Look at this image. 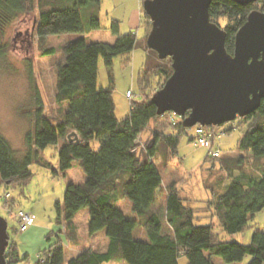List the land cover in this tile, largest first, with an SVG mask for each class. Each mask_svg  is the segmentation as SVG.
<instances>
[{
  "label": "trees",
  "instance_id": "obj_1",
  "mask_svg": "<svg viewBox=\"0 0 264 264\" xmlns=\"http://www.w3.org/2000/svg\"><path fill=\"white\" fill-rule=\"evenodd\" d=\"M36 3L39 14L35 18V29L44 56L56 52L54 47H45L46 37L100 28L97 14L100 0H78L73 5H63L62 0H31V7L29 0H0V33L3 35L6 28L19 15L28 13L30 8L33 12ZM89 3L96 5L88 25H85L81 8ZM254 10L264 11V0L246 6L232 0H212L209 6L210 20L225 30V46L230 54L234 52L237 31ZM142 13L145 36L141 42L134 32L121 34L119 23L113 20L110 26L116 35L113 43L89 42L85 37H80L62 45V60L57 65L56 101L68 102V107L62 119L53 123L44 114V103L37 91L34 129L26 136L27 149L23 157H17L9 141L0 134V186L5 184L7 187L15 183H18L16 186L25 184L33 175L30 166L34 162L49 166L40 156V151L62 140L59 149L60 167L54 173L66 174L73 167V162L78 161L85 180L68 183L64 210L57 202V221L63 224L69 242L78 244L75 217L87 207L89 234L105 230L109 240L105 251L86 247L68 260L65 248L58 241L42 251L34 264H104L111 261L180 264L181 256L187 257L186 264H216L214 257H221L230 264L241 262L246 256H251L248 264H264V230L256 231L250 244H242L218 240L213 224L214 221L216 225L218 222L223 231L229 234L238 233L243 231L249 219L264 210V166L258 175L244 170L247 158L250 161L264 158V99L256 112L242 118L249 122L238 141V149L244 154L222 160V169L228 173L230 182L213 202L214 214L209 217L211 224H197L200 217L195 215L193 208L183 203L173 182L168 186L165 213L171 232H165L161 214L153 209L163 182L155 162L157 145L163 140L169 152L175 155L182 133H187L189 129L184 125L185 117H180L175 119V123L170 122L177 129V134H164L161 138L160 133L154 131L152 139L145 142L143 147L138 145L139 135L151 120L166 115H158L157 107L151 101L157 91L150 96L156 76H162L165 83L173 71L171 65L157 63H164L170 57L160 59L157 52L148 48L146 40L152 30V22L143 5ZM223 19L226 21L224 25L220 23ZM138 46L146 52V60L139 75L140 101L131 99L129 115L119 121L113 99V61ZM6 52L7 43L0 44V58ZM100 57L104 59L109 72L108 88L98 86ZM209 127L215 129L217 126ZM233 129L235 127L223 132L225 134ZM71 132H76L79 138L70 141L68 135ZM218 139L215 140L216 144H219ZM94 141H100L98 149L92 147ZM220 158L209 154L206 156L210 160ZM120 198L131 202L138 219L128 218L117 206ZM7 200V197L4 198V202ZM9 205L11 203H7ZM18 213L11 217L18 222V231L25 232L20 230ZM138 225L146 229L147 240L134 237ZM5 255L9 264H19L28 259V255H23L18 245L11 242L10 236Z\"/></svg>",
  "mask_w": 264,
  "mask_h": 264
},
{
  "label": "rangeland",
  "instance_id": "obj_2",
  "mask_svg": "<svg viewBox=\"0 0 264 264\" xmlns=\"http://www.w3.org/2000/svg\"><path fill=\"white\" fill-rule=\"evenodd\" d=\"M30 7H31V0ZM110 0L105 4L110 7ZM143 5V2L141 1ZM96 4L89 3L82 7L83 21L88 25V20L93 14L88 15L91 6ZM35 11L19 15L10 24L5 33H0V44L7 43V52L0 58V134L3 135L12 146L17 157L25 155L27 144L26 136L34 129L36 96L37 91L44 103V114L53 122L57 123L63 117L68 102L58 103L56 101L57 65L62 60L61 47L67 39V34L50 35L44 41L45 47H54L55 54L42 55L36 29L34 28ZM102 19V29L110 27L111 21L106 16V12L99 14ZM221 20V24H225ZM36 27V25H35ZM102 38L105 33L101 31ZM145 36V35H144ZM107 42V41H106ZM154 56V55H153ZM157 56V55H155ZM146 60V52L140 46L132 52L116 57L113 61L112 74L114 79L113 99L115 102V114L119 121L126 119L131 108V99L127 97V91H131L132 99L140 101L139 75ZM164 66L171 65L168 58L164 63L157 61ZM109 72L102 57L99 59L98 86L109 87ZM164 85L163 77L156 76L154 88H151L150 96L157 89ZM176 119L180 116L174 114ZM172 122L169 113L165 116L152 119L149 125L141 132L137 139L139 147H143L145 142L152 139L153 132H159L161 138L164 134H177V129L170 125ZM248 123L242 118H237L219 126L218 130H226L235 127L231 132L225 133L218 139L221 151L220 159H206L208 150L204 146L194 145L190 138L194 135V130L189 129L187 133H182L177 154L172 155L163 140L157 145L155 162L163 176V184L158 189L159 194L153 209L161 214L165 232H171V228L166 220L165 196L168 193V186L174 183L183 199V203L193 208L196 216H199V225L211 224L209 217L213 216V202L222 193L226 185L230 182L228 173L222 169V160L228 157H238L241 153L238 149V141L243 131L248 127ZM63 141L58 144H51L40 151V156L49 166L40 165L37 162L31 164L32 177L22 185L18 183L7 187L5 184L0 186V215L8 221V233L11 242H15L23 255H28V259L19 264H34L38 255L48 249L51 245L60 241L65 248V257H71L86 248L103 250L107 245L106 231L90 235L88 232L89 209L83 208L76 216L78 227V244L73 245L69 242L63 231V224L57 221L58 209L57 202L64 210V195L66 187L70 182H83L85 174L78 163L73 162V167L66 174H56L54 170H59V149ZM94 149L100 147V141L92 143ZM168 152V154H167ZM264 166V158L259 161H250L247 158L244 170L258 175L260 168ZM15 187V188H14ZM10 192L9 194H5ZM8 198L4 202V198ZM15 200V201H14ZM11 203V206H7ZM117 206L125 213L128 218L135 217L132 211L131 202L126 198H120ZM24 211L31 213L35 217V223L25 232L18 231V222L11 216L14 213ZM213 222V221H212ZM214 232L216 238L222 241H237L242 244H250L253 234L256 231L264 230V210L257 213L255 217L249 219L243 231L229 234L223 231L220 224L214 221ZM142 225H138L134 231V237L139 240H146L143 234ZM251 256H246L241 262L230 264H248ZM187 257L179 258L180 264H186ZM218 264H227L221 257H217ZM216 263V264H217ZM104 264H128L127 262H108Z\"/></svg>",
  "mask_w": 264,
  "mask_h": 264
},
{
  "label": "water",
  "instance_id": "obj_3",
  "mask_svg": "<svg viewBox=\"0 0 264 264\" xmlns=\"http://www.w3.org/2000/svg\"><path fill=\"white\" fill-rule=\"evenodd\" d=\"M232 1L244 6L257 2ZM211 2L143 1L152 22L146 44L160 59L170 57L173 69L151 101L158 115L173 112L185 117L187 128L221 126L246 117L256 112L264 99V11L248 15L230 54L225 30L210 20ZM78 138L76 132L68 135L70 141ZM8 246V221L0 215V264H9L5 255Z\"/></svg>",
  "mask_w": 264,
  "mask_h": 264
},
{
  "label": "crops",
  "instance_id": "obj_4",
  "mask_svg": "<svg viewBox=\"0 0 264 264\" xmlns=\"http://www.w3.org/2000/svg\"><path fill=\"white\" fill-rule=\"evenodd\" d=\"M76 1H78V0H62V4L63 5H73L74 2H76ZM105 1L106 0H100L99 14H102V12H106V16L109 18V20L111 22L113 20H115L119 23V31L121 34L134 32L137 35L139 42H141L144 35H145V28L143 26V18H142L143 13H142L141 0H110V2L108 1L110 4V7L105 4ZM38 3H36L37 7L34 10L37 13V14H34L35 18H37L38 14H39ZM94 9H95V6H91V11H89V10L87 11L88 15L91 12H93ZM82 14H83V9L81 8V15ZM82 18H83V15H82ZM100 24H101L100 28H98V29L86 30L85 32H81V33L71 32V33H61V34H63V35L67 34V39L65 40V43H67L69 41L76 40L80 37H85L89 42H92V41H105V42L107 41L109 43L115 42L116 35L112 33V31L110 30V27L105 26V30H101L102 29V19L100 20ZM101 31H103L105 33V35H106L105 38L101 37V36H103V34H100V35L98 34ZM58 35H60V34H58ZM162 178H163V176H162ZM162 184H163V182H162ZM166 203H167V195L165 196V204ZM117 204H118V202H117ZM130 207L132 209V206H130ZM165 210H166V205H165ZM133 218L138 219V216L136 213H135V217H133ZM75 221H76V217H75ZM137 227L135 228V230L137 229ZM140 228H142L144 230L143 234L145 236V239L147 240L148 236H147L146 229L143 226H140ZM100 232H98V233H100ZM108 242H109V240L107 237V245L105 246V248L103 250H100V251H105L107 249ZM214 261H215V263H217V257H214ZM111 262H123V261H111Z\"/></svg>",
  "mask_w": 264,
  "mask_h": 264
},
{
  "label": "built area",
  "instance_id": "obj_5",
  "mask_svg": "<svg viewBox=\"0 0 264 264\" xmlns=\"http://www.w3.org/2000/svg\"><path fill=\"white\" fill-rule=\"evenodd\" d=\"M127 97L129 99H132V92L127 91ZM169 113L172 123H175V113L173 112H167ZM165 113V114H167ZM163 114V115H165ZM218 126L215 129L210 128L209 126H202L200 124H197L193 126L192 129L194 130V135L192 137V143L197 146H204L208 151V154L212 157H220L221 152L219 149L218 144H216L215 140L216 138H221L224 135V132L221 130H218ZM214 130V131H213ZM17 217L20 222V230L26 231L29 226H32L34 223V216L29 213H23L20 212L17 214Z\"/></svg>",
  "mask_w": 264,
  "mask_h": 264
}]
</instances>
